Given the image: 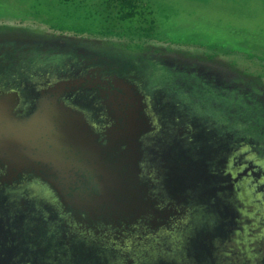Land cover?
<instances>
[{"label": "water", "instance_id": "water-1", "mask_svg": "<svg viewBox=\"0 0 264 264\" xmlns=\"http://www.w3.org/2000/svg\"><path fill=\"white\" fill-rule=\"evenodd\" d=\"M72 34L64 44L0 32L17 43L0 52V264H226L255 250L245 219L264 213L251 193L264 184V145L255 158L245 127L264 124L262 78L141 52L76 68ZM20 43L33 45L17 53ZM70 45L74 55L48 52ZM165 65L198 90L153 94L147 68ZM209 80L222 88L201 92ZM195 104L209 117L200 130L180 112Z\"/></svg>", "mask_w": 264, "mask_h": 264}, {"label": "rangeland", "instance_id": "rangeland-1", "mask_svg": "<svg viewBox=\"0 0 264 264\" xmlns=\"http://www.w3.org/2000/svg\"><path fill=\"white\" fill-rule=\"evenodd\" d=\"M113 1L118 4L120 0H0V32L40 42L61 40L64 44H70L74 33L77 46H83L79 48L82 53L75 57L76 68L94 56L126 62L127 54L141 52L144 60H182L228 74L232 70L227 65L233 64L264 82V0H131L125 8L129 10L133 1L142 12L120 20L114 18L117 8H113ZM16 45L14 41H1L0 52ZM32 45L20 43L13 50L20 53L21 47ZM59 48L66 52H56L58 48L48 52L74 55L68 50L71 45ZM47 55L45 59L53 56ZM34 57L29 59L30 65ZM147 71L151 76L147 83L160 98H182L198 90L199 82L190 73L181 71L174 76L168 66L159 70L157 66L152 75L150 69Z\"/></svg>", "mask_w": 264, "mask_h": 264}, {"label": "trees", "instance_id": "trees-1", "mask_svg": "<svg viewBox=\"0 0 264 264\" xmlns=\"http://www.w3.org/2000/svg\"><path fill=\"white\" fill-rule=\"evenodd\" d=\"M130 1L131 0H120V1H118L119 2L118 4H117V2L114 3V1H113V3H114L113 4V8H117L116 11L113 10V14H115L114 18H118L119 20L120 19H126V18H129V17L133 16L134 14H136V11H138L139 8H138V10L136 9V7L134 5L135 3L133 1L129 5L131 11H130V9L127 10L125 8V6ZM139 12H142V11L139 10ZM0 29H2V28H0ZM169 75H171V74H169ZM170 77L171 76H168V78H170ZM212 82H213L212 80H209V81L205 82L206 83V87L203 89V91L201 89V92L209 93L208 91L210 89L208 87L217 88V89L222 88V87H218L217 85L213 84ZM226 83H229V82H226ZM234 86H236V85L231 84L232 88ZM185 96L187 98L189 97L188 95H185ZM201 98H204V96L201 95ZM184 104H187V103L184 101ZM180 112H182V113L186 112L185 115H188V116H190L192 118V122L191 123L194 124V126H195V128L197 130H200V128H199L200 125L201 126L204 125V120H203V122L201 121L203 118L206 119V120L209 119V117L207 115V112L205 110V107L204 106H197L196 104L192 105V108L191 109L189 108L188 111L181 110ZM196 120H198V121H196ZM251 121H253V120H251ZM244 123L245 122H243L242 124H244ZM233 127H235V124L233 125ZM243 128L244 127H241V129H243ZM245 128H246V130L247 129L254 130V131L256 130V133L254 135V137L256 139H255V142L252 141V145L251 146L255 149V152L252 150L253 153H254L255 158H258L257 154H256V149L258 147H260L261 145L262 146L264 145V140L262 138V136H263L262 135V131H263V134H264V124L262 123V125L260 126V125H257L254 122H251V124H247V126ZM259 133H261V134H259ZM197 141H200V140H197ZM208 145H210V143H208ZM260 154H262L261 150H260ZM237 156L239 157L240 160L244 161V155L243 154H241V155L238 154ZM226 158H227V156H226ZM228 158H230V157H228ZM211 160L212 159H208L207 161L212 163L213 160L212 161ZM233 170H234V173H236L237 171L240 172V170L239 169L237 170L236 168H233ZM245 176H247V175H245ZM231 179L234 180V181L236 180V178H233V177ZM243 179H244L243 175H241L240 177H237V180H239V181L243 180ZM251 187H252V185H251ZM263 187H264V184L262 183L261 185H259V188L256 189L257 192L255 191L254 187H252V190H251V193L255 194L254 200H258V203H260V204H264V198H261L258 192H261ZM234 189H237V187H234ZM243 195H247V192L243 193ZM247 198H245V199H247ZM259 211H261V210H259ZM257 218H258V222H257V220H255L254 223H253V221H250L247 218L245 219L246 223H250L251 224V227H249V228L246 227L245 228L246 233H249V235L246 238L249 239V241L252 243V246L254 248H256V249L255 250H248L247 253H242L241 255H238V256L234 255L232 253L229 256H227V257L221 255V257H225L224 261L226 262V264H264V227H261V225H264V213H258V217ZM221 229L223 231H226L225 228H221ZM252 233L254 234V236L251 235ZM250 238H252V239H250ZM216 244L219 245L220 243L217 242ZM216 244L214 245V248L216 247ZM222 250H223V252L226 251L224 246H222Z\"/></svg>", "mask_w": 264, "mask_h": 264}]
</instances>
